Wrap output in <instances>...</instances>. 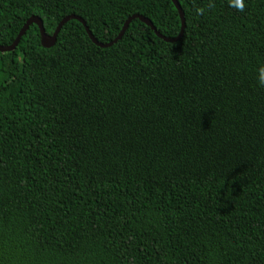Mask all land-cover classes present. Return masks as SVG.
Here are the masks:
<instances>
[{"label": "trees", "instance_id": "16d2710c", "mask_svg": "<svg viewBox=\"0 0 264 264\" xmlns=\"http://www.w3.org/2000/svg\"><path fill=\"white\" fill-rule=\"evenodd\" d=\"M178 1L174 42L71 18L0 51V264H264V0ZM71 14L103 43L182 26L172 0H0V44Z\"/></svg>", "mask_w": 264, "mask_h": 264}, {"label": "water", "instance_id": "95a60500", "mask_svg": "<svg viewBox=\"0 0 264 264\" xmlns=\"http://www.w3.org/2000/svg\"><path fill=\"white\" fill-rule=\"evenodd\" d=\"M172 1L175 4L177 10L179 11L180 18H181V22H182V26H181L180 33L177 36H175V37H167V36H164L163 34H161L157 30V28L153 25L152 21L149 18H147L146 16L142 15V14H134V15L130 16L125 21V23H124L121 31L117 35V37H115L112 41L107 42V43H103V42L98 41L97 38H95L94 35L92 34V32L89 29V27L86 25L84 19L82 17L78 16V15L71 14V15L65 16L59 22V24L57 25L56 29L54 30V32L52 34H48L45 31V28H44V25H43V21H42V19H41L40 16H38V15H32V16H30L27 19V21L25 22V24L21 28L20 32L18 33L17 37L15 38V40L13 41L12 44H10V45L0 44V51H10V50L14 49L17 46L20 38L25 34V32L28 29L29 25L32 24V23H36L38 25L39 29H40V35H41V43H42V45L45 46V47H50V46L54 45V43L56 42L57 35H58L61 27L63 26V24L66 21H68L69 19H71V18H75V19H78L79 21H81L85 25V28H86V30H87L90 38L92 39V41L95 44H97L98 46H101V47L110 46L113 43H115L118 39H120L122 37V35L124 34L125 30L127 29L128 25L130 24L131 20H133L134 18H139L141 21H143L147 25H149L154 30V32L156 33L157 36L163 38L164 40H166L168 42H174V41L179 40L183 36L186 23H185L184 12H183V10L181 8V5H180L179 1L178 0H172Z\"/></svg>", "mask_w": 264, "mask_h": 264}, {"label": "clouds", "instance_id": "9594fccd", "mask_svg": "<svg viewBox=\"0 0 264 264\" xmlns=\"http://www.w3.org/2000/svg\"><path fill=\"white\" fill-rule=\"evenodd\" d=\"M245 2L246 0H228V5L229 7L242 12L245 7ZM199 11L200 10L198 9L197 12L199 13ZM256 81L260 87H264V64L259 66L256 70Z\"/></svg>", "mask_w": 264, "mask_h": 264}]
</instances>
